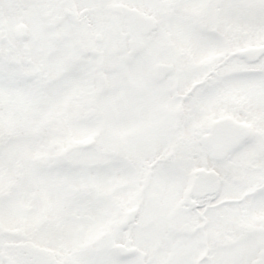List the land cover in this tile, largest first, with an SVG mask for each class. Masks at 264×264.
Returning <instances> with one entry per match:
<instances>
[{"label": "snow or ice", "instance_id": "snow-or-ice-1", "mask_svg": "<svg viewBox=\"0 0 264 264\" xmlns=\"http://www.w3.org/2000/svg\"><path fill=\"white\" fill-rule=\"evenodd\" d=\"M0 264H264V0H0Z\"/></svg>", "mask_w": 264, "mask_h": 264}]
</instances>
